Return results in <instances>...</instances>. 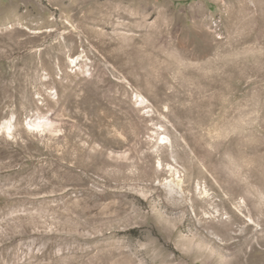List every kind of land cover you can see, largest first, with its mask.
<instances>
[{
	"label": "rangeland",
	"instance_id": "rangeland-1",
	"mask_svg": "<svg viewBox=\"0 0 264 264\" xmlns=\"http://www.w3.org/2000/svg\"><path fill=\"white\" fill-rule=\"evenodd\" d=\"M0 264H264V0H0Z\"/></svg>",
	"mask_w": 264,
	"mask_h": 264
},
{
	"label": "bare ground",
	"instance_id": "bare-ground-1",
	"mask_svg": "<svg viewBox=\"0 0 264 264\" xmlns=\"http://www.w3.org/2000/svg\"><path fill=\"white\" fill-rule=\"evenodd\" d=\"M48 123L51 124V125L53 124L52 121H49ZM5 124H7V128L8 129H12V122L11 121L5 122Z\"/></svg>",
	"mask_w": 264,
	"mask_h": 264
}]
</instances>
